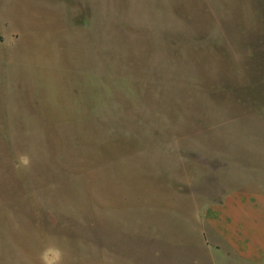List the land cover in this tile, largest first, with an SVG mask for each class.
Returning a JSON list of instances; mask_svg holds the SVG:
<instances>
[{"label":"rangeland","instance_id":"rangeland-1","mask_svg":"<svg viewBox=\"0 0 264 264\" xmlns=\"http://www.w3.org/2000/svg\"><path fill=\"white\" fill-rule=\"evenodd\" d=\"M263 91L264 0H0V264H247Z\"/></svg>","mask_w":264,"mask_h":264},{"label":"crops","instance_id":"crops-1","mask_svg":"<svg viewBox=\"0 0 264 264\" xmlns=\"http://www.w3.org/2000/svg\"><path fill=\"white\" fill-rule=\"evenodd\" d=\"M209 227L232 255L247 264H264V194L232 193L208 209Z\"/></svg>","mask_w":264,"mask_h":264},{"label":"trees","instance_id":"trees-1","mask_svg":"<svg viewBox=\"0 0 264 264\" xmlns=\"http://www.w3.org/2000/svg\"><path fill=\"white\" fill-rule=\"evenodd\" d=\"M258 13H261V11H259ZM172 14H174V13H172ZM179 14V13H178ZM175 15V14H174ZM179 17H180V15H178ZM182 17V16H181ZM180 17V18H181ZM182 19V18H181ZM179 22V21H178ZM180 22H184V21H180ZM173 24H174V22H173ZM179 28H182L183 30L181 31L182 32V34H188V29H185V28H183L182 26H179V27H177V29L179 30ZM221 32H222V34H223V31H222V29H221ZM189 35V34H188ZM190 36V35H189ZM195 41H201V39H194ZM203 40V39H202ZM257 53H258V51L254 48V46L251 44V43H249L248 44V54H249V56H257ZM253 83H255V81H254V79L253 80H251ZM256 84V83H255ZM254 85V84H253ZM252 87H254V86H252V84H251V86H249V90L248 91H253L252 90ZM262 94H264V91L262 92ZM264 100V99H263ZM261 108H260V110L261 111H264V102L263 103H261Z\"/></svg>","mask_w":264,"mask_h":264}]
</instances>
